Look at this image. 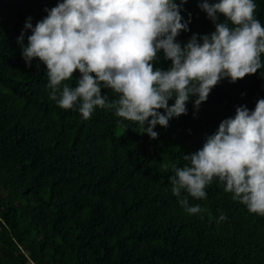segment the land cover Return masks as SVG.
<instances>
[{"label":"trees","instance_id":"obj_1","mask_svg":"<svg viewBox=\"0 0 264 264\" xmlns=\"http://www.w3.org/2000/svg\"><path fill=\"white\" fill-rule=\"evenodd\" d=\"M61 2L0 0V264H264V216L233 200L215 177L204 199L182 192L189 205L207 209L190 215L168 179L172 165H189L184 155L200 150L236 108L251 112L264 99V67L234 83L222 79L198 109L191 96L186 114L156 125V139L113 109L95 107L85 120L79 102L66 110L49 99L46 66L35 58L26 66L22 56L31 35L25 24L34 28ZM201 2L181 6L189 21L176 37L182 46L215 30ZM254 3L264 26V0ZM170 66L161 50L153 67ZM79 77L74 72L61 87H75ZM101 94L118 98L106 88Z\"/></svg>","mask_w":264,"mask_h":264},{"label":"clouds","instance_id":"obj_2","mask_svg":"<svg viewBox=\"0 0 264 264\" xmlns=\"http://www.w3.org/2000/svg\"><path fill=\"white\" fill-rule=\"evenodd\" d=\"M186 2L63 0L46 9L47 16L34 28L25 24L31 35L22 56L26 66L34 58L46 66L49 99L60 108L72 109L79 102L85 120L95 107L113 109L117 117L136 123L140 133L156 139V125L167 127L170 118L186 114L191 96L198 97L194 101L198 109L222 79L234 83L264 67V26L255 17L254 0H202L200 8L215 30L199 38L193 34L182 46L176 37L189 30V21L180 15ZM218 15L224 17L222 22H217ZM23 38L21 33L18 42ZM161 50L171 61L168 70L153 67ZM77 71L76 86L61 87ZM101 88L118 98L109 102ZM184 160L189 165L173 164L168 179L172 194L188 214L207 209L189 205L182 192L204 199V189L215 177L233 193V200L264 216V99L251 112L244 106L236 108L235 116L221 121L203 147L184 155ZM218 219L226 217L221 214Z\"/></svg>","mask_w":264,"mask_h":264}]
</instances>
